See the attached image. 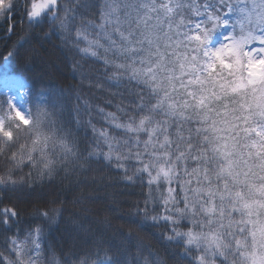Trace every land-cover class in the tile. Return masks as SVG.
I'll return each instance as SVG.
<instances>
[{"label":"snow or ice","instance_id":"snow-or-ice-1","mask_svg":"<svg viewBox=\"0 0 264 264\" xmlns=\"http://www.w3.org/2000/svg\"><path fill=\"white\" fill-rule=\"evenodd\" d=\"M5 22V39L20 34L0 55V264H264V0H0ZM45 23L77 83L33 85V65L50 68L33 43ZM121 182L143 200L121 212L109 193L91 216L94 188ZM44 185L58 187L41 203ZM66 203L89 217L67 209V246L49 235Z\"/></svg>","mask_w":264,"mask_h":264},{"label":"trees","instance_id":"trees-1","mask_svg":"<svg viewBox=\"0 0 264 264\" xmlns=\"http://www.w3.org/2000/svg\"><path fill=\"white\" fill-rule=\"evenodd\" d=\"M17 22L20 20V15L17 14L14 18ZM97 23H99V20H96ZM7 23L3 26H0V55H3L6 53V51L10 48L12 43L18 38V35L20 34V25L17 23L16 28V34L10 35L7 39H5L4 36V28L7 27ZM47 31V24L45 23L40 29L39 32L41 35H35L33 34V43L37 44L39 47L40 52L43 54L44 57L48 58L47 63L50 65V68L47 67L45 64L41 62H37L33 65V71L39 72L40 75H37L35 77V80L33 81V85L35 87L41 86V84L46 83L47 85H51L53 83H77L79 80V76L77 73H74L72 69V60L69 59V53L66 51L65 48L60 46L59 42V36L56 34V32H53L50 36H44L42 35L43 32ZM92 31V30H90ZM90 38L95 39L94 31L93 34L90 36ZM103 40V39H101ZM103 43V42H102ZM80 47H86L85 42H81ZM101 54L102 50H101ZM73 59L80 60L81 64L83 65V69L87 70L89 72H92V79H96L95 70H99L101 73L103 71L102 69V61L95 60L94 58L87 57L84 59H81V54L78 52L72 53ZM13 70L16 72H20L21 69L18 65H14ZM52 75L54 79H49V75ZM102 78V77H101ZM86 91H92L87 88H85ZM96 95L92 98V103L94 105H99L100 107L104 108L105 111H111L115 112L116 109L114 105L119 102L118 97H111L109 96L104 89H98L95 90ZM111 99L112 104H106L105 100ZM119 116L120 114L117 113ZM87 118L86 116L84 117ZM93 123L96 124L98 128L101 127H109V125L103 120L102 114H98L95 112L94 109V115H93ZM83 135H89L91 133V129L89 128L87 132H84L83 129H79ZM56 187L58 186H50V185H44L43 187H37L33 190L32 195L38 196L41 203L46 202L48 200V194L49 190L51 189L53 194H56ZM94 188V186H93ZM146 190V189H145ZM78 189L74 187L63 189L58 194V199L56 204L49 205V207H57L59 206V199H63L65 201H71L74 195L78 194ZM88 190L85 189V192ZM95 194L97 196V200L95 203L88 204V207L93 209V212L90 214L91 216H95L97 218H103L105 215H107L104 211H99L98 209L101 206H106L108 204L107 195L109 193H112L114 195V198L116 200H123L125 201L120 205V211H126L129 207L128 201H133L136 199L143 200V196L140 192L139 186H129L126 182H121L118 185L108 186V187H102V188H94ZM141 207H143V204L141 203ZM66 211L64 212L63 216L60 219V223L56 226H54L50 230V237L54 241H62L65 246H67L68 243V236L65 235V233H70L73 231L70 222L65 219V217H68L69 211L67 209L72 210V214L74 218H80L83 216L82 210L79 205H73L71 203L65 204ZM31 210L30 208L28 209ZM77 213H79V216H77ZM88 216H83L82 222L88 221ZM24 223H35V221L32 218L26 217ZM122 221L119 218H113L112 224L113 225H119ZM151 222H149V225ZM145 233H152V236L149 237L148 235H145ZM142 236L146 240H148L150 243H152L154 248H157L161 255L164 256L166 259H168L167 256V248L160 244L158 240L156 239L158 233L156 230H154L150 226H146L144 231L141 233ZM168 264H173L172 260H168Z\"/></svg>","mask_w":264,"mask_h":264},{"label":"rangeland","instance_id":"rangeland-1","mask_svg":"<svg viewBox=\"0 0 264 264\" xmlns=\"http://www.w3.org/2000/svg\"><path fill=\"white\" fill-rule=\"evenodd\" d=\"M114 38H115V36H114ZM103 42V40H101V43ZM104 43L106 44V41L104 40Z\"/></svg>","mask_w":264,"mask_h":264}]
</instances>
